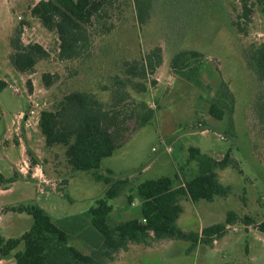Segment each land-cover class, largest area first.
Listing matches in <instances>:
<instances>
[{
	"label": "rangeland",
	"instance_id": "rangeland-1",
	"mask_svg": "<svg viewBox=\"0 0 264 264\" xmlns=\"http://www.w3.org/2000/svg\"><path fill=\"white\" fill-rule=\"evenodd\" d=\"M38 1L0 0V79L9 83L0 92V172L6 177L20 175L9 189H0V234L6 238L20 236L32 223L31 215L19 213L14 207L39 204L56 220L84 212L104 196L106 184L96 180L91 171L73 170L63 145H46L39 126L40 114L52 107L63 90L73 88L91 89L109 101L111 92L100 86L106 83L108 74L118 70L115 61L120 63L125 56H139L137 43L128 41L129 35L135 37L138 21L128 3L115 9L112 33L93 39L92 60L60 61L57 33L48 30L30 13V7ZM240 1L232 3L228 14L241 23L243 31L235 34L222 28L213 39L216 42H211V35L203 33L187 41L189 47L207 53L199 75L201 85L182 78L165 64L157 74L161 84L152 85L147 96V100L157 105L154 117L112 156L104 158L98 169L102 174L112 170L116 177L128 176L132 183L131 191L110 200L113 206L110 222L115 223L141 217L142 198L136 191L139 183L170 176L179 185L199 172L197 161H189L190 147H198L215 159H222L229 152L239 161L240 168L227 167L218 172L221 182L230 186V193L211 201L183 198V212L177 224L187 232H200L204 226L224 222L230 211L240 218L227 226L214 248L200 243L195 250H189L191 241L183 239L153 241L149 245L134 243L127 251H120L110 264H264V232L255 223L247 225L242 221L245 216L254 222L264 220V133L251 111L263 88L247 67L244 56L245 49L253 43H264V0L263 4L259 0L248 1L253 8L249 20L239 18ZM165 3L173 7L165 19L160 18L154 25L170 23L176 11L186 12L185 6L174 0ZM220 10L221 6L213 5L207 12L220 14ZM131 24V30L127 31ZM20 27L24 43L38 41L51 52V57L40 61L34 72L24 74L15 71L9 59L10 38ZM149 49L145 46L143 52ZM89 64L92 68L87 74L85 69ZM44 73L52 74L49 87L43 80ZM71 74L73 78L68 80ZM222 79L229 83L235 96V134L227 128L228 117L219 120L209 112L210 99ZM167 146L172 150L168 151ZM34 159L36 163L32 164ZM176 174L180 175L178 180ZM129 193L134 194L133 203L128 200ZM70 244L87 251L79 239H72ZM13 258H0V264H15Z\"/></svg>",
	"mask_w": 264,
	"mask_h": 264
},
{
	"label": "trees",
	"instance_id": "trees-1",
	"mask_svg": "<svg viewBox=\"0 0 264 264\" xmlns=\"http://www.w3.org/2000/svg\"><path fill=\"white\" fill-rule=\"evenodd\" d=\"M174 1L179 6L184 5L186 12L178 14L176 11L172 21L162 23L163 26L154 23L165 19L173 7L171 3L167 5L166 0H39L30 7L33 17L57 33L59 60L85 63L93 58V39L112 33L115 9L129 3L138 21L135 37L129 35L128 41L137 43L139 56H125L120 63L115 61L118 70L108 74L106 83L100 86L111 92L109 101H104L91 89L73 88L63 90L52 107L43 109L40 114L39 126L46 145H63L66 160L73 170L91 171L96 180L106 184L104 196L86 211L56 220L39 204L14 207L19 213L31 215L32 223L18 237L6 238L0 234V258L14 256L16 264H110L120 251H127L134 243L149 245L153 241L183 239L191 241L189 250H195L200 243L211 246L225 235L228 225L239 220L237 213L230 211L224 222L204 226L200 232H187L178 226L183 198L197 202L227 196L231 188L221 182L218 171L240 168L239 161L229 152L222 159H215L198 147H190L189 161L196 160L199 167L194 177L179 185L170 176L139 183L136 191L142 198L141 217L110 222L113 210L110 200L130 191L132 183L128 176L116 177L112 170L102 174L98 169L104 158L112 156L139 127L154 117L157 105L147 100V96L152 85L161 84L157 77L159 71L167 64L172 72L201 85L199 75L207 53L189 47V38L200 37L199 33L209 34L212 42L222 28L235 34L244 30L241 23L228 14L236 0ZM248 1H240V19H250L253 8ZM259 1L263 4V0ZM213 5L221 6L220 14L207 12ZM132 26H128L127 31ZM21 33L22 27L17 28L10 38L9 59L14 70L24 74L34 72L40 61L51 57V52L37 41L24 43ZM145 46L150 47L146 53L143 52ZM244 56L247 67L262 84L263 92L256 97L251 111L256 114L264 133V43H253L245 49ZM89 68L91 65H86L87 74ZM72 74L68 80L73 78ZM51 76V73L43 74L48 87L52 84ZM8 85L7 80L0 79V92ZM29 86L32 90L31 82ZM234 106L235 96L229 83L222 79L210 99L209 112L219 120L228 117L227 128L235 134ZM35 163L34 159L32 164ZM18 176L6 177L0 172V189H9ZM179 177L176 174L175 179ZM133 199L134 194L129 193L128 200L133 203ZM242 221L247 225L255 223L256 228L264 232V220L254 222L253 218L245 216ZM72 239L81 240L87 251L70 244Z\"/></svg>",
	"mask_w": 264,
	"mask_h": 264
},
{
	"label": "crops",
	"instance_id": "crops-1",
	"mask_svg": "<svg viewBox=\"0 0 264 264\" xmlns=\"http://www.w3.org/2000/svg\"><path fill=\"white\" fill-rule=\"evenodd\" d=\"M38 42V41H37ZM219 240L220 239H218V240H215V242H214V244L213 245H211V246H213V248L215 247V246H217V244H218V242H219ZM14 259V258H13ZM3 262H4V259H1ZM15 260V259H14ZM3 264V263H2ZM15 264H16V262H15Z\"/></svg>",
	"mask_w": 264,
	"mask_h": 264
},
{
	"label": "built area",
	"instance_id": "built-area-1",
	"mask_svg": "<svg viewBox=\"0 0 264 264\" xmlns=\"http://www.w3.org/2000/svg\"><path fill=\"white\" fill-rule=\"evenodd\" d=\"M14 89H15L16 91H18V88L15 87V86H14ZM32 112H33V111H32ZM154 150H157V148H154ZM167 150H168V151H171L172 148H171L170 146H167Z\"/></svg>",
	"mask_w": 264,
	"mask_h": 264
},
{
	"label": "water",
	"instance_id": "water-1",
	"mask_svg": "<svg viewBox=\"0 0 264 264\" xmlns=\"http://www.w3.org/2000/svg\"><path fill=\"white\" fill-rule=\"evenodd\" d=\"M132 190V188H130V191Z\"/></svg>",
	"mask_w": 264,
	"mask_h": 264
}]
</instances>
